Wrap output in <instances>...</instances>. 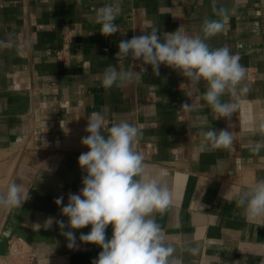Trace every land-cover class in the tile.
I'll return each mask as SVG.
<instances>
[{"label": "crops", "instance_id": "1", "mask_svg": "<svg viewBox=\"0 0 264 264\" xmlns=\"http://www.w3.org/2000/svg\"><path fill=\"white\" fill-rule=\"evenodd\" d=\"M113 2L0 0V191L15 181L30 192L21 208L0 207V264H92L98 256V246L79 241L90 225L72 230L77 247L69 249L61 229L44 222H67L55 200L63 196L66 205L68 193L83 187L86 172L78 157L88 148L80 141L87 117L100 111L105 135L122 120L139 126L143 136L136 147L146 174L166 172L172 204L153 215L176 264H264V219L249 221L236 206L238 191L264 178V150L259 156L249 150L264 136L246 132L239 113L230 121L215 119L202 98L205 82L194 86L164 65L159 76L146 66L141 83L102 86L109 64L122 71L142 66L115 59L122 39L152 27L161 36L178 28L202 35L204 18L218 19L212 0H120L122 13L114 21L119 31L105 37L96 11ZM219 7L229 9V23L207 43L241 56L258 128L264 123V0H218ZM185 103L191 111L181 108ZM228 125L230 149L201 150V131ZM111 235L109 225L106 238Z\"/></svg>", "mask_w": 264, "mask_h": 264}, {"label": "clouds", "instance_id": "2", "mask_svg": "<svg viewBox=\"0 0 264 264\" xmlns=\"http://www.w3.org/2000/svg\"><path fill=\"white\" fill-rule=\"evenodd\" d=\"M217 3L218 0H212V9L218 19L205 17L202 35L191 36L178 28L161 36L159 29L152 27L148 33L122 39L115 59L131 58L141 61L142 66L139 71H122L118 64H109L102 74V86L110 89L114 85L141 83L146 66H151L153 74L159 76L160 66L164 65L194 86L205 82L202 98L216 113L215 119L230 121L239 113L246 132L256 135L259 131L264 136V123L258 128L255 125L248 99L250 89L245 83L247 69L240 63L241 56L233 54L227 45L212 48L207 43L209 38L224 32L229 23V9L217 8ZM121 13L120 0L97 9L95 22L101 25L103 36L119 31L114 21ZM226 96L229 99H224ZM181 108L191 111L192 104H182ZM104 127L102 111L92 112L87 117V135L80 143L88 151L78 157L80 168L86 172L82 177L83 187L78 193H68L66 205L63 196L55 200L58 207L63 205L60 213L67 217V222L49 217L44 225L50 228L55 223L69 249L77 247L76 233L72 230L90 225V231L81 233L79 241L101 249L92 264H176L174 249L164 243L162 229L153 215L164 212L172 204V194L163 179L166 172L161 170L152 177L146 174L144 156L136 147L138 138L143 136L139 126L122 120L113 123L107 135ZM229 127L201 131L199 135L204 141L201 150L230 149L234 136ZM64 132H68L66 127ZM249 150L259 156L264 150V139L250 144ZM237 197L236 206L243 210L247 220L264 219V178L257 179L251 187L240 189ZM29 199V189L15 181L6 191H0V207L7 210L21 208ZM109 225L112 226L110 239L106 238Z\"/></svg>", "mask_w": 264, "mask_h": 264}, {"label": "built area", "instance_id": "3", "mask_svg": "<svg viewBox=\"0 0 264 264\" xmlns=\"http://www.w3.org/2000/svg\"><path fill=\"white\" fill-rule=\"evenodd\" d=\"M56 55H57V57H60V52L57 51V52H56Z\"/></svg>", "mask_w": 264, "mask_h": 264}]
</instances>
